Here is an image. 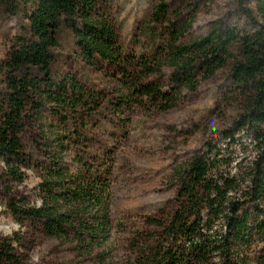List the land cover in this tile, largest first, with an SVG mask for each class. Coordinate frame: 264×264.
<instances>
[{
    "label": "trees",
    "instance_id": "trees-1",
    "mask_svg": "<svg viewBox=\"0 0 264 264\" xmlns=\"http://www.w3.org/2000/svg\"><path fill=\"white\" fill-rule=\"evenodd\" d=\"M19 4L20 0H0V6L12 10ZM26 5L28 34L18 37L10 52L5 88L0 90V160L5 175L21 182L23 168L30 165L20 138L30 110L39 115L46 100L65 111L87 110L95 103L94 94L74 80L69 87L57 88L46 82L52 49L64 27L86 64L98 67L103 62L122 75L119 107L147 98L163 110L171 109L184 92L196 91L202 80L230 64L231 77L247 103L237 124L238 130L250 133L252 148L243 147L249 155L236 158V134H226L223 147L206 141L177 172L174 209L166 218L147 219L159 230L141 237L128 264H264V23L252 18L257 26L245 33L216 26L183 43L177 35L168 52L161 54L174 68L165 89L142 83V76L154 70L150 62H142L137 73L128 71L134 60L126 58L114 22L96 0H28ZM165 11L162 2L155 16ZM162 60L157 56L152 63ZM27 69L40 70L44 77ZM65 149L62 142L47 145L37 185L39 203L9 196L7 208L21 225L28 222L46 236L74 241L79 252L90 254L110 233V167L90 164L75 154L79 168L72 171L61 157ZM26 248L19 231L0 234V264H23ZM97 254L102 257L104 250Z\"/></svg>",
    "mask_w": 264,
    "mask_h": 264
},
{
    "label": "rangeland",
    "instance_id": "rangeland-1",
    "mask_svg": "<svg viewBox=\"0 0 264 264\" xmlns=\"http://www.w3.org/2000/svg\"><path fill=\"white\" fill-rule=\"evenodd\" d=\"M28 0L12 10L0 6V90L5 88V62L18 37L28 34L25 10ZM164 2L165 12L156 17V9ZM114 22L123 51L134 64L129 72L141 70L144 61L153 71L142 76V83L161 85L167 89L173 66L164 59L169 45L178 35L188 42L207 35L214 27L231 26L241 33L251 32L264 23V0H96ZM28 4V3H27ZM58 45L52 49L53 61L48 80L64 85L76 81L84 91L94 94L89 109L65 111L46 100L39 115L30 110V119L20 134L23 150L30 161L23 168L21 182L5 175L0 160V234L19 231L27 248L22 251L23 264H128L141 237L157 232L148 218H166L175 207L176 176L195 151L206 141L226 146V134H236L232 148L237 159L249 155L251 146L247 129L238 130V121L247 103L241 88L234 83L230 64L214 76L202 80L194 92H184L176 106L163 110L159 104L142 98L119 107L122 75L99 62L86 64L79 56L69 29L62 28ZM162 63L153 64L155 57ZM43 78L40 70L27 69ZM135 75V74H134ZM51 90H55V89ZM121 90V91H120ZM48 139L50 143H46ZM62 142L64 164L72 171L79 168L74 160L83 157L90 164L110 167L111 228L107 241L90 254L79 252L74 241L46 236L28 222L21 225L7 208L9 196L27 203H39L37 185L47 145ZM244 145H241L243 144ZM232 168H235L233 163ZM104 250L102 259L98 252Z\"/></svg>",
    "mask_w": 264,
    "mask_h": 264
}]
</instances>
